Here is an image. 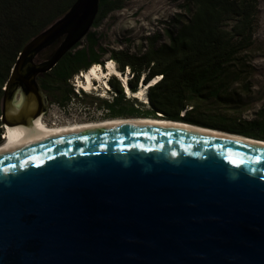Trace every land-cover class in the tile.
<instances>
[{
    "label": "water",
    "instance_id": "1",
    "mask_svg": "<svg viewBox=\"0 0 264 264\" xmlns=\"http://www.w3.org/2000/svg\"><path fill=\"white\" fill-rule=\"evenodd\" d=\"M99 3L76 0L23 48L4 135L47 112L37 78L87 36ZM0 264H264V146L131 123L0 153Z\"/></svg>",
    "mask_w": 264,
    "mask_h": 264
},
{
    "label": "trees",
    "instance_id": "2",
    "mask_svg": "<svg viewBox=\"0 0 264 264\" xmlns=\"http://www.w3.org/2000/svg\"><path fill=\"white\" fill-rule=\"evenodd\" d=\"M75 1L0 0V145L4 89L20 53ZM123 2L100 0L92 29L122 9ZM178 10L144 37L135 53L128 49L109 52L91 29L51 71L37 78L41 91L67 112L68 104L78 95L72 80L92 66L114 61L122 74L128 70L127 86L132 94L139 91V85L159 80L147 88L144 103L128 97L123 82L112 76L108 80L111 99L96 97L106 118L184 122L264 141V104L244 117L248 103L242 96L250 90L247 54L253 45L256 0H182ZM54 48L46 49L37 59L50 57Z\"/></svg>",
    "mask_w": 264,
    "mask_h": 264
},
{
    "label": "rangeland",
    "instance_id": "3",
    "mask_svg": "<svg viewBox=\"0 0 264 264\" xmlns=\"http://www.w3.org/2000/svg\"><path fill=\"white\" fill-rule=\"evenodd\" d=\"M181 3L182 0H124L122 9L108 15L100 26L97 29H92V31L98 34L101 43L109 52L111 50L128 49L130 53H135L141 49L144 37L156 31L165 21H169L172 16L179 13L178 7ZM256 4L257 18L254 28L253 45L247 54V63L250 67L248 79V87L250 90L242 93L243 98L248 103V110L244 117H249L253 110L261 104H264V0H256ZM48 58L42 61L36 59V61L43 62ZM108 58L109 54L105 59ZM107 63L108 61H105L106 65ZM126 72V76L129 79L130 75H128V70ZM82 75L84 73L79 74L71 82L74 93L78 95L68 104L67 112H64L48 98L47 112L43 116L44 121L48 125H52L53 123L65 125L74 122L91 123L108 120L103 118L105 111L99 108L100 101L96 97L100 99H111L110 97L112 95L108 93V88H110L108 80L111 77L107 78V81L102 80V82L94 78L96 82L94 83L93 81L92 90L85 91L87 95H84L78 91L81 87L79 84L82 82ZM119 79L121 80V78ZM158 80L156 78L150 84L156 83ZM121 81L125 84L123 80ZM143 86L139 85L140 91L138 94L142 93L141 96L131 95L128 93L130 90L126 89L128 97L138 98V101L147 103V87L144 86L143 90ZM19 96L18 99L21 98V95Z\"/></svg>",
    "mask_w": 264,
    "mask_h": 264
},
{
    "label": "bare ground",
    "instance_id": "4",
    "mask_svg": "<svg viewBox=\"0 0 264 264\" xmlns=\"http://www.w3.org/2000/svg\"><path fill=\"white\" fill-rule=\"evenodd\" d=\"M112 76H117L121 78V80L126 83V79L128 76L121 74L114 64V62L108 61L106 66L95 65L92 66L88 71L82 75V82H80V88H83L85 91H91L93 86V79L107 81L106 79ZM95 83V82H94ZM106 83V82H105ZM155 83V82H154ZM153 83V84H154ZM150 84L149 86L153 85ZM145 85V87H149ZM95 87V86H94ZM144 90V86L142 87ZM129 90V88H128ZM142 90V91H143ZM140 91V90H139ZM138 91V92H139ZM132 94L128 91L131 95H142V93ZM20 97V96H19ZM144 98V97H143ZM22 104V99H18L17 97L13 101L11 108H10V117H13L14 109L18 108ZM44 115L40 116L37 119L28 118L25 119L21 124L12 125L7 127V132L3 135V143L0 145V153L12 150L16 147H19L31 140H34L38 137L45 136V135H63L68 133H73L77 131H83L98 127L104 126H115V125H122V124H143V125H157V126H165V127H174V128H185L195 131H200L209 135H215L218 137H223L227 139H232L236 141H244L248 143H253L257 145L264 146V141H256L247 137H243L236 134H228L222 131L212 130L208 128H203L195 125H191L184 122H175V121H167L162 119H123V118H115V119H108L101 122H91V123H69L65 125H58L57 123H53L52 125H48L43 118Z\"/></svg>",
    "mask_w": 264,
    "mask_h": 264
},
{
    "label": "clouds",
    "instance_id": "5",
    "mask_svg": "<svg viewBox=\"0 0 264 264\" xmlns=\"http://www.w3.org/2000/svg\"><path fill=\"white\" fill-rule=\"evenodd\" d=\"M83 74V73H82ZM115 77H117V76H115ZM119 78V77H118ZM128 80V79H127ZM127 82V81H126ZM127 84V83H126ZM125 86V85H124ZM79 89H81V90H83L82 88H79ZM126 89H128V86L126 85L125 86V91H126ZM84 91V90H83ZM85 92V91H84ZM126 93H127V91H126Z\"/></svg>",
    "mask_w": 264,
    "mask_h": 264
},
{
    "label": "flooded vegetation",
    "instance_id": "6",
    "mask_svg": "<svg viewBox=\"0 0 264 264\" xmlns=\"http://www.w3.org/2000/svg\"><path fill=\"white\" fill-rule=\"evenodd\" d=\"M103 118H106L105 115H103ZM106 119H110V118H106Z\"/></svg>",
    "mask_w": 264,
    "mask_h": 264
},
{
    "label": "built area",
    "instance_id": "7",
    "mask_svg": "<svg viewBox=\"0 0 264 264\" xmlns=\"http://www.w3.org/2000/svg\"><path fill=\"white\" fill-rule=\"evenodd\" d=\"M82 74V73H81Z\"/></svg>",
    "mask_w": 264,
    "mask_h": 264
}]
</instances>
